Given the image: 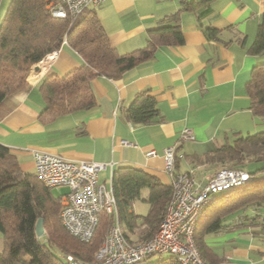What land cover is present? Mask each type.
Here are the masks:
<instances>
[{
	"label": "crops",
	"instance_id": "1",
	"mask_svg": "<svg viewBox=\"0 0 264 264\" xmlns=\"http://www.w3.org/2000/svg\"><path fill=\"white\" fill-rule=\"evenodd\" d=\"M182 1L104 0L90 6L122 54L145 47L149 31L161 25L178 23L183 36L182 43L157 45L152 57L118 78L94 77V108L43 122V79L66 75L84 60L65 43L34 64L28 86L5 99L0 118V144L16 156L23 172L35 173L34 152L42 151L107 163L98 181L108 187L114 170L123 165L141 168L168 185L163 152L176 145V170L192 169L204 184L217 169L207 154L235 134L264 131V118L254 114L248 93L255 66L264 64V52L251 51L264 21V0H209L180 10ZM208 26L216 30L213 36ZM144 91L153 95L159 113L149 123H135L125 109ZM185 127L194 140L182 139ZM151 150L156 154L149 155ZM261 212L227 216L228 226L206 234V244L231 264H264Z\"/></svg>",
	"mask_w": 264,
	"mask_h": 264
},
{
	"label": "trees",
	"instance_id": "2",
	"mask_svg": "<svg viewBox=\"0 0 264 264\" xmlns=\"http://www.w3.org/2000/svg\"><path fill=\"white\" fill-rule=\"evenodd\" d=\"M50 1L11 0L1 21L0 118L5 99L28 86L26 75L30 67L65 43L81 55L84 63L66 75H49L43 79L40 85L46 103L41 113L43 122L94 108L97 105L91 87L94 77L118 78L124 71L152 57L157 45L183 42L180 24H166L149 31L145 47L122 54L109 41L95 8L87 7L76 17L59 18L51 14ZM206 1L209 0H183L180 10ZM205 30L209 36L216 33L213 27ZM251 51L264 52V21ZM248 93L254 114L264 118V64L255 66ZM125 112L135 123H149L159 113L155 98L147 91L139 93ZM206 156L207 162L217 169H246L250 163H264V131L235 134ZM258 171H264V165L249 171L253 174L250 182L216 195L202 216L206 217L205 222L201 226L198 223L194 240L200 255L210 264L231 262L218 257L206 244L204 236L226 228L229 224L226 217L250 203L255 202L264 209V177H258ZM146 189L148 193L144 195ZM112 190L118 219L128 239L152 237L164 218L172 193L171 184L162 183L141 168L123 165L113 172ZM139 199L149 203L144 215L133 210L134 202ZM60 211V197L35 173L23 172L16 156L0 144V234L3 239L0 264H71L68 255L85 262L93 260L108 227L114 222L113 215L102 212L93 237L83 241L65 229ZM39 218H43L45 229L42 236L36 233ZM261 223L264 225V221ZM150 264L181 263L175 255L169 254V257L160 255Z\"/></svg>",
	"mask_w": 264,
	"mask_h": 264
},
{
	"label": "built area",
	"instance_id": "3",
	"mask_svg": "<svg viewBox=\"0 0 264 264\" xmlns=\"http://www.w3.org/2000/svg\"><path fill=\"white\" fill-rule=\"evenodd\" d=\"M104 0H56L48 7L54 17H76L85 8ZM48 54L44 58H48ZM43 60V59H42ZM182 139L194 140L192 130L185 127ZM123 143L127 141L123 140ZM151 150L149 155H155ZM164 168L170 177L172 193L158 231L150 238L130 241L118 219L117 202L112 187L98 181L102 161H73L62 155L34 152L35 173L48 187H68L61 195V222L73 236L89 241L100 221V214H112L109 226L94 259L82 261L68 255L71 264H136L154 254L175 255L181 264H210L199 253L194 234L199 221L219 193L240 187L253 179L243 168H220L206 183L197 179L194 171H177L176 145L163 152ZM222 264V263H220Z\"/></svg>",
	"mask_w": 264,
	"mask_h": 264
},
{
	"label": "rangeland",
	"instance_id": "4",
	"mask_svg": "<svg viewBox=\"0 0 264 264\" xmlns=\"http://www.w3.org/2000/svg\"><path fill=\"white\" fill-rule=\"evenodd\" d=\"M10 1L11 0H0V24H1V21H2V19H3V17H4V15H5V12H6V10H7V8H8V6H9V4H10ZM52 1H56V0H52ZM52 1H50V3L52 2ZM49 3V4H50ZM48 4V5H49ZM44 58V57H43ZM42 58V59H43ZM33 66H34V64L30 67V69H29V71H28V73H27V75H26V80H27V82H28V78H29V76H31V72H33ZM24 89V88H23ZM263 129H260V131H262ZM261 165H264V163H260L259 164V162H255V163H250L247 167H246V169L247 170H254V169H256V167H258V166H261ZM220 169V168H219ZM216 170H218V169H216ZM216 170H214V172L216 171ZM257 176L258 177H260V176H263L264 177V171H258L257 172ZM51 191H52V193L55 195V196H60V195H62V194H64V193H66L67 191H68V187H65V186H63V187H56V186H54V187H51ZM144 192H145V190H144ZM221 193H219L218 195H220ZM257 197H258V195H257ZM260 198V197H259ZM218 200H220V199H218ZM221 201V200H220ZM217 203H218V201H217ZM148 209H149V204H148V202H146V201H144V200H141V199H139V200H137L136 201V204H135V210H136V212L138 213V214H142V215H144V214H146L147 212H148ZM261 209H262V206H259L257 203H255V202H253V203H250V204H248V205H246V208H241V209H239V210H237V211H235L234 213H238V214H240V215H244V214H252L253 212H261ZM256 215V214H255ZM205 219H206V217L204 216V218L202 217V219L200 220V222H199V225L201 226L204 222H205ZM261 219V218H260ZM259 219V220H260ZM260 221H264V220H260ZM111 225V224H110ZM109 228V227H108ZM107 231H108V229H107ZM107 231H106V233H107ZM160 255H162L163 257H169V253L168 252H166V253H164V254H154V255H152V256H150V257H147L146 259H144V260H142V261H140V262H138V263H136V264H150V263H152V262H154L158 257H160ZM220 264V263H219Z\"/></svg>",
	"mask_w": 264,
	"mask_h": 264
},
{
	"label": "water",
	"instance_id": "5",
	"mask_svg": "<svg viewBox=\"0 0 264 264\" xmlns=\"http://www.w3.org/2000/svg\"><path fill=\"white\" fill-rule=\"evenodd\" d=\"M45 232L43 218H39L36 223V233L38 236H42Z\"/></svg>",
	"mask_w": 264,
	"mask_h": 264
},
{
	"label": "bare ground",
	"instance_id": "6",
	"mask_svg": "<svg viewBox=\"0 0 264 264\" xmlns=\"http://www.w3.org/2000/svg\"><path fill=\"white\" fill-rule=\"evenodd\" d=\"M135 241H140V240H135Z\"/></svg>",
	"mask_w": 264,
	"mask_h": 264
}]
</instances>
